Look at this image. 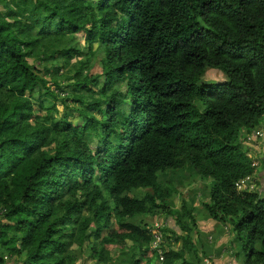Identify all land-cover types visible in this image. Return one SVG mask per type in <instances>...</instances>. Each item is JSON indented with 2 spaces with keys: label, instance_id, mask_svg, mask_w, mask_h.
<instances>
[{
  "label": "trees",
  "instance_id": "16d2710c",
  "mask_svg": "<svg viewBox=\"0 0 264 264\" xmlns=\"http://www.w3.org/2000/svg\"><path fill=\"white\" fill-rule=\"evenodd\" d=\"M261 126L264 0H0V264H202L183 174L264 264V190H236Z\"/></svg>",
  "mask_w": 264,
  "mask_h": 264
},
{
  "label": "rangeland",
  "instance_id": "374dc122",
  "mask_svg": "<svg viewBox=\"0 0 264 264\" xmlns=\"http://www.w3.org/2000/svg\"><path fill=\"white\" fill-rule=\"evenodd\" d=\"M78 40L84 44L85 40L84 38H82L81 36H78ZM103 57V54H101L100 52H98L92 59L90 62V68L85 69L86 71H84V73H87L89 76L101 73L102 71V67H101V59ZM79 58L81 57H72L71 58V72L72 74L75 73V71L77 69L80 68V64L75 63ZM83 58V57H82ZM224 76V73L221 71V73L219 71H215L210 69L202 78L201 82L203 81H207V82H217L219 80H221V76ZM86 97H87V92H85ZM197 106L203 110L205 108V102L203 100L198 101L197 102ZM60 109H62V105H59ZM264 142V136L261 137V139H256V140H252L250 142H246L247 144L243 145V148L245 150H247L249 152H252V154L257 158L261 157L262 158V153L264 152V145L262 147V144ZM258 160V159H257ZM264 170V159L262 158L260 160V164L258 165V171L261 172ZM171 174V173H170ZM168 174L167 176L165 174H163V177H166V179L168 181L173 180V182L175 181L173 179V173L170 175ZM186 175V177H184L183 179L185 180L184 182H182V179L176 181V185L180 186L179 188V192L176 196H174L173 201L175 202L174 208L178 209V210H183V206L185 205L186 208L191 209L192 213L194 214L195 218L197 219V225L192 227V232L195 233V231H201L200 235L198 236V240L197 237H195L196 242L198 243V245L201 247V254H203V263L205 262V264H232L229 263L228 260L229 258H225V257H230L235 259L236 264H241L239 261H243V253L241 252V243L237 242L234 244V249H233V243L235 242V235L231 233V226L228 225V229H224L222 232H214L215 227L218 229V231H220V228H224V225L226 224L225 222L222 221H217L214 220L217 225H215L214 222L206 220L205 216L208 215L204 212L203 207H202V202L204 201L205 197L208 196L207 195V190L205 191V194L201 196V185H200V181H195L192 177H188V175L190 174H183ZM194 176V175H191ZM255 179L256 182L258 184L257 188L258 190H260L261 187H263V182L264 179H261V182H258L259 176L258 173L255 174ZM172 182V183H173ZM212 183V179H209V185ZM262 183V186L261 184ZM187 186V187H186ZM199 188V190H198ZM189 191H186V190ZM192 189H195L196 191H192ZM198 190V191H197ZM263 189H261V191H263ZM146 189L143 190H138L136 192V194L138 195H142L143 192H146ZM147 220L150 223H154L156 220H160L161 222H163L162 224H164V227H170L172 226L174 229H176L177 233L181 234V229L179 227V225L176 223V219L172 218L170 216L165 215H156V216H152L150 218H147ZM206 233V234H205ZM233 238H234V242H233ZM218 242H220V244L225 243L226 245V249H225V255L222 256L221 258H216V256H219V253L217 254L215 252V247L217 246ZM228 246L232 247L228 249ZM228 250V251H226ZM239 253V255H238ZM207 258L205 261L204 259ZM223 258H225V260H223ZM221 260V261H220ZM220 261V262H219ZM219 262V263H218ZM86 264H94V262L90 259H88V261L86 262ZM235 264V263H234Z\"/></svg>",
  "mask_w": 264,
  "mask_h": 264
},
{
  "label": "built area",
  "instance_id": "2783aa9c",
  "mask_svg": "<svg viewBox=\"0 0 264 264\" xmlns=\"http://www.w3.org/2000/svg\"><path fill=\"white\" fill-rule=\"evenodd\" d=\"M263 136H264V126L257 127L255 129H253L250 133H248L244 137V142H245V144H247L246 142L256 140L257 138L261 139V137H263ZM248 154H250V157L252 158L253 165L258 166L259 161L257 160V158L252 154V152H249ZM257 186H258V184H257L256 179H255V174L247 175L244 178H241L236 182V190L238 192L253 191V190L257 189ZM162 223L163 222H161L160 220H156L153 223L154 227L152 228V232H153V236H154V240L152 241V247L159 251V255H160L161 260L164 259V255L161 252V250L159 249V245L163 242V237H164V232L162 230L164 227V224H162Z\"/></svg>",
  "mask_w": 264,
  "mask_h": 264
},
{
  "label": "crops",
  "instance_id": "0c3cea01",
  "mask_svg": "<svg viewBox=\"0 0 264 264\" xmlns=\"http://www.w3.org/2000/svg\"><path fill=\"white\" fill-rule=\"evenodd\" d=\"M263 145H264V142H263V144H262V147H263ZM263 155H262V158L264 159V152L262 153ZM261 157H257V159H258V161H259V164H260V160L262 159ZM258 173V176H259V179H258V182H261V179L263 178L264 179V170L263 171H261V172H257ZM261 184V186H262V183H260ZM263 184H264V182H263ZM187 187V186H186ZM259 188V187H258ZM264 188V185H263V187H261L260 188V190L261 189H263ZM198 190H199V188H198ZM197 190V191H198ZM207 190V189H205V188H203V187H201V191H202V193H201V196H202V194L204 195L205 194V191ZM186 191H189L188 189L186 190ZM192 191H196L195 189H192ZM207 197L208 196H206L205 197V199L204 200H207ZM205 219L206 220H209V221H212V222H214L215 223V225H217V223L214 221L215 219H212L211 217H209L208 215H206L205 216ZM224 229H228V224H225L224 225V228H220L219 230L220 231H218V229L215 227V229H214V232H222ZM176 230V229H175ZM200 233H201V231H195V233H193V237H194V240L196 239L195 237H197V239L196 240H198V236L200 235ZM232 233V232H231ZM206 234V233H205ZM195 240V241H196ZM233 242H234V238H233ZM234 244L235 243H233V249H234ZM229 248H231L232 249V247H230V246H228V249ZM225 249H226V245H225V243H222V244H220V242H218V244H217V246L215 247V252L218 254L219 253V256L217 257L216 256V258H221L222 256H224L225 255ZM226 251H228V250H226ZM226 259L227 258H229V260H228V262L229 263H232V264H236V261H235V259H233V258H230V257H225ZM225 258H223V260H225ZM207 258H205L204 259V261L206 260ZM221 261V260H220ZM219 261V262H220ZM218 262V263H219ZM240 263L242 262V261H239ZM204 264H205V262H204ZM242 264V263H241Z\"/></svg>",
  "mask_w": 264,
  "mask_h": 264
}]
</instances>
